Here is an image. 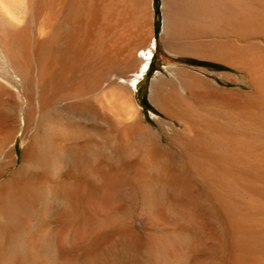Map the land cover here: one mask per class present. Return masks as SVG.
Segmentation results:
<instances>
[{"label": "bare ground", "instance_id": "6f19581e", "mask_svg": "<svg viewBox=\"0 0 264 264\" xmlns=\"http://www.w3.org/2000/svg\"><path fill=\"white\" fill-rule=\"evenodd\" d=\"M162 1L172 56L245 76L154 79L176 155L120 81L148 66L153 0H0V102L35 124L0 181V264H264V0Z\"/></svg>", "mask_w": 264, "mask_h": 264}, {"label": "rangeland", "instance_id": "374dc122", "mask_svg": "<svg viewBox=\"0 0 264 264\" xmlns=\"http://www.w3.org/2000/svg\"><path fill=\"white\" fill-rule=\"evenodd\" d=\"M162 7V0H153L155 46L152 47L153 52L150 55L146 70L143 75L138 77L135 85L124 79H120V81L132 89V99L139 108L141 119L146 126L161 138L162 149L165 148L171 154L176 155L177 151L173 145L172 135L175 129L183 130L184 128L178 121L164 114L153 102L151 88L154 79L158 76H167L170 78V70L173 68H187L215 82L239 88L243 87L242 84H245V76L218 62H199L193 59L184 57L175 58L172 56L161 41L160 33L163 22ZM140 56H142L141 53ZM230 74L236 76L241 84L232 85L226 82L223 76ZM22 100L26 101L23 96ZM0 125V143L4 142L6 144L3 150L1 146L2 152L0 154V181H2L21 167L26 141L34 130L35 124L33 121L26 128L24 121L19 119L18 109L10 102L1 100ZM12 150L14 152L11 155ZM4 172L6 173L4 174Z\"/></svg>", "mask_w": 264, "mask_h": 264}]
</instances>
